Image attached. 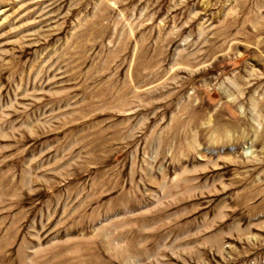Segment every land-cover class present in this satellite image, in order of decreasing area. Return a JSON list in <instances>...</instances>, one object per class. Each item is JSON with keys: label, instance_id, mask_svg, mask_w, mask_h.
<instances>
[{"label": "rangeland", "instance_id": "obj_1", "mask_svg": "<svg viewBox=\"0 0 264 264\" xmlns=\"http://www.w3.org/2000/svg\"><path fill=\"white\" fill-rule=\"evenodd\" d=\"M0 264H264V0H0Z\"/></svg>", "mask_w": 264, "mask_h": 264}]
</instances>
